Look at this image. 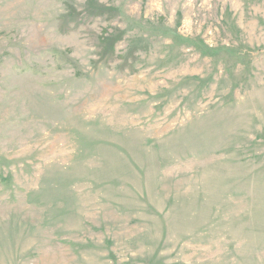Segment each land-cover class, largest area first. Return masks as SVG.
Segmentation results:
<instances>
[{"label": "rangeland", "instance_id": "374dc122", "mask_svg": "<svg viewBox=\"0 0 264 264\" xmlns=\"http://www.w3.org/2000/svg\"><path fill=\"white\" fill-rule=\"evenodd\" d=\"M0 264H264V0H0Z\"/></svg>", "mask_w": 264, "mask_h": 264}]
</instances>
